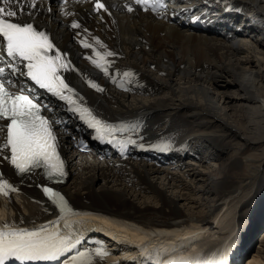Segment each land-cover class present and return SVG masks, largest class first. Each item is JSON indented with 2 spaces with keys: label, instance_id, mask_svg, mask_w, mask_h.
<instances>
[{
  "label": "bare ground",
  "instance_id": "bare-ground-1",
  "mask_svg": "<svg viewBox=\"0 0 264 264\" xmlns=\"http://www.w3.org/2000/svg\"><path fill=\"white\" fill-rule=\"evenodd\" d=\"M163 1L158 17L149 10L128 11L116 0H104L107 11L79 2L62 9L51 0L29 9L35 13L32 22L48 28L61 50L66 83L74 93L65 90L64 95H72L102 122L119 121L130 130L135 126L136 135L130 138L134 144L115 142L128 140L126 136L115 137L111 143L116 147L93 138L96 147L75 158L69 148L67 178L56 188L72 212L94 209L124 218L114 223L125 229L120 228L121 239L133 245L146 247L155 235L186 238L193 231L196 235L189 240L199 244L214 235L223 240L241 224L249 239L250 232L264 225V0H233L245 7L238 14L222 10L228 0H204L203 5L178 0V6L174 0ZM192 7L214 12V25L200 28L186 22ZM73 23L80 27L73 28ZM12 79L54 104L53 110L64 104L61 140L66 145L76 135L87 141L93 135L78 112L69 113L73 105L51 100L57 96L31 87L25 76ZM242 164L251 174L238 173L235 180L232 173ZM0 174L17 188L10 200L1 195L0 221L25 228L50 223L79 232L81 220L66 221L72 227L64 229L63 217L56 218L64 214L44 198L40 174L16 176L3 156ZM12 212L15 220L8 218ZM232 212L237 225L215 231ZM256 240L246 264H264V233ZM86 241L93 254L97 249L107 253L93 256L97 264H111L118 254L121 260L138 259L129 247L120 253L126 243Z\"/></svg>",
  "mask_w": 264,
  "mask_h": 264
},
{
  "label": "snow or ice",
  "instance_id": "snow-or-ice-1",
  "mask_svg": "<svg viewBox=\"0 0 264 264\" xmlns=\"http://www.w3.org/2000/svg\"><path fill=\"white\" fill-rule=\"evenodd\" d=\"M144 10L158 11L164 6L163 0H135ZM37 0H0V156L9 160L16 174L23 176L36 169H42L49 179L65 175L64 162L57 152V137L52 124L44 115L39 99L24 87L17 88L18 81L12 77L25 76L60 100L73 105L70 110L78 112L88 127L95 129L97 139L104 140L114 133L128 130L127 125L119 127L105 124L92 115L88 108L81 107L73 100V93L68 84L58 75L65 65L60 62V54L50 55L54 45L49 36L34 25L33 11ZM97 10L105 5L96 0ZM128 7V11H132ZM27 16L28 19H24ZM73 28L79 24L73 23ZM84 47H90L84 44ZM6 55L7 59H4ZM99 55V53L97 54ZM111 56L113 53L109 52ZM96 63V61H93ZM97 67L101 65L97 64ZM103 71L107 74V68ZM131 75V73H125ZM93 87H98L93 84ZM16 89V90H13ZM118 145L134 144L132 139L115 141ZM10 153V155H9ZM43 192L56 205L61 214L71 213L65 198L51 187H43ZM17 188L0 174V195L10 200V193ZM72 224L65 222L64 229H71ZM81 244V236L72 231L44 225L39 228L17 226L15 221H5L0 226V264H39V262H60V264H93V255L103 257L107 253L97 249L75 251ZM75 251V254L72 253ZM168 264H176L169 261Z\"/></svg>",
  "mask_w": 264,
  "mask_h": 264
},
{
  "label": "rangeland",
  "instance_id": "rangeland-1",
  "mask_svg": "<svg viewBox=\"0 0 264 264\" xmlns=\"http://www.w3.org/2000/svg\"><path fill=\"white\" fill-rule=\"evenodd\" d=\"M169 165V164H168ZM168 165H164V166H162L163 168H170V166H168ZM173 166H177V165H173ZM238 173H242V174H245V175H250L251 174V172H250V170H249V168L245 165V164H242V165H239V167L237 168V169H235L234 171H233V173H232V176H234V179L235 180H237V175H238ZM262 195V190H261V192L259 193V196H261ZM18 205H19V203H17ZM8 215V218H10V219H14L15 220V214H14V212H12V213H8L7 214ZM152 215H154V214H152ZM231 215L232 216H229L223 223H222V226H221V228L222 229H216L215 228V231H229L230 229H232V228H234L236 225H237V218L235 217L236 216V214H235V212H232L231 213ZM236 218V219H235ZM9 219V220H10ZM234 225V226H233ZM258 225V224H257ZM249 226H251V225H249ZM254 227H255V224L253 225ZM243 227V229L246 227L245 226V224H241L239 227L237 226V228H242ZM228 228V229H227ZM251 229H253V227L252 228H250V230H248L249 232L251 231ZM264 225H262V228L261 229H259V230H257V231H252V232H250V234H252L253 235V237H252V235H251V237H250V240H249V246H248V248H247V251H246V253H243L244 255H242V258H241V263L240 264H246V260L249 258V255H250V252L254 249V247H256V246H258V244H257V240H256V238H257V236L259 235V234H261L262 232L264 233ZM263 230V231H262ZM257 235V236H256ZM255 236V237H254ZM214 237H216L217 238V235H214V236H212V237H210L208 240H206V242H208L211 238H214ZM252 239V240H251ZM206 242H204V243H206ZM113 247V246H112ZM89 248V247H88ZM108 248H110V247H108ZM90 249V248H89ZM80 251H86V249H81ZM93 256H95V255H93ZM246 259V260H245Z\"/></svg>",
  "mask_w": 264,
  "mask_h": 264
}]
</instances>
